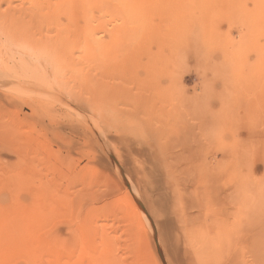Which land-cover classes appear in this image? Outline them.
<instances>
[{"label": "rangeland", "instance_id": "374dc122", "mask_svg": "<svg viewBox=\"0 0 264 264\" xmlns=\"http://www.w3.org/2000/svg\"><path fill=\"white\" fill-rule=\"evenodd\" d=\"M0 264H264V0H0Z\"/></svg>", "mask_w": 264, "mask_h": 264}, {"label": "bare ground", "instance_id": "6f19581e", "mask_svg": "<svg viewBox=\"0 0 264 264\" xmlns=\"http://www.w3.org/2000/svg\"><path fill=\"white\" fill-rule=\"evenodd\" d=\"M146 93H147V92H146ZM207 128H208V127H207ZM213 128H214V127H213ZM202 130H203V129H202ZM204 130H205V129H204ZM172 131H173V130H172ZM198 133H199V132H198ZM211 133H212V132H211ZM167 135H168V134H167ZM188 136H191V135H188ZM192 138H193V137H192ZM189 139H190V138H189ZM191 142H192V141H191ZM216 142H217V141H216ZM204 144H205V143H204ZM194 145H195V144H194ZM186 146H187V145H186ZM197 147H198V146H197ZM191 149H192V148H191ZM196 149H197V148H196ZM201 149H202V148H201ZM193 151H194V149H193ZM193 155H194V154H193ZM201 155H203V154H201ZM201 155H200V156H201ZM197 156H198V155H197V150H196V154H195V156L192 157V158L196 159ZM189 157H190V156H189ZM223 159H224V158H223ZM202 160H203V159H202ZM213 161H214V160H213ZM192 162H193V160H192ZM194 162H195V161H194ZM196 163H197V162H196ZM191 164H192V163H191ZM191 164H190V165H191ZM194 164H195V163H194ZM192 167H193V165H192ZM202 168H203V167H202ZM210 168H211V167H210ZM200 170H201V169H200ZM214 170H215V169H214ZM214 170H213V171H214ZM197 179H198V178H197ZM202 179H203V178H202ZM206 182H209V181L207 180ZM200 192H201V191H200ZM205 195H206V194H205ZM203 196H204V195H203ZM207 196H208V195H206V197H207ZM204 197H205V196H204ZM204 199H205V198H204ZM207 200H208V199H207ZM224 201H225V200H224ZM204 202H205V201H204ZM198 203H199L201 206H203V201H202V200H200ZM231 214H232V213H231ZM215 215H216V214H215ZM224 221H225V219H224ZM213 224H214V223H213ZM215 226H216V224H215ZM217 226H218V225H217ZM220 226H221V224H220ZM214 228L216 229L217 227H214ZM208 229H209V228H208ZM215 229H214V230H215ZM209 230H210V229H209ZM218 230H219V229H218ZM211 231H212V228H211ZM211 231H210V234H211ZM217 232H218V231H217ZM218 233H219V232H218ZM208 234H209V233H208ZM210 234H209V235H210ZM210 236H212V235H210ZM217 236H219V235H217ZM214 237H215V236H214ZM214 237L212 236L211 239L214 238ZM219 237H220V236H219ZM219 237H218V238H219ZM209 238H210V237H209ZM218 238H217V239H218ZM221 238H222V236H221ZM221 238L218 239V240H221ZM223 238H224V237H223ZM211 239H207V240H211ZM214 240H215V239H214ZM212 241H213V240H211V242H212ZM214 242H215V241H214ZM214 242H212L211 244H213ZM207 243H208V242H207ZM211 244H209V246H210ZM255 252H256V251H255ZM208 254H209V253H208ZM252 255H253V254H252Z\"/></svg>", "mask_w": 264, "mask_h": 264}]
</instances>
